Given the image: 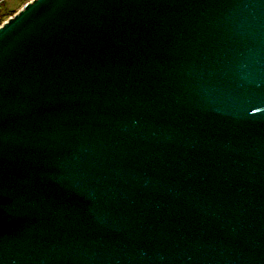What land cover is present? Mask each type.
I'll return each mask as SVG.
<instances>
[{
	"label": "water",
	"instance_id": "95a60500",
	"mask_svg": "<svg viewBox=\"0 0 264 264\" xmlns=\"http://www.w3.org/2000/svg\"><path fill=\"white\" fill-rule=\"evenodd\" d=\"M0 264H264V0L1 23Z\"/></svg>",
	"mask_w": 264,
	"mask_h": 264
},
{
	"label": "rangeland",
	"instance_id": "374dc122",
	"mask_svg": "<svg viewBox=\"0 0 264 264\" xmlns=\"http://www.w3.org/2000/svg\"><path fill=\"white\" fill-rule=\"evenodd\" d=\"M29 0H0V24L16 13Z\"/></svg>",
	"mask_w": 264,
	"mask_h": 264
}]
</instances>
